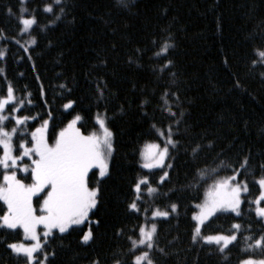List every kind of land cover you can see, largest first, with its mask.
Masks as SVG:
<instances>
[{
  "label": "trees",
  "instance_id": "trees-1",
  "mask_svg": "<svg viewBox=\"0 0 264 264\" xmlns=\"http://www.w3.org/2000/svg\"><path fill=\"white\" fill-rule=\"evenodd\" d=\"M46 4L53 5L52 14L43 11ZM33 14L38 26L30 35L23 33L18 19ZM32 37L36 43L25 47ZM165 46H170L168 53L158 57ZM261 49L264 0H128L126 7L118 0H61L60 5L0 0V50L6 53L0 59V96L8 83L18 97L27 89L34 107L23 114L48 119L50 113V133L76 114L82 117L77 125L82 133H92L98 113L106 114L113 133L109 175L99 181V204L90 214L99 225L86 222L57 232L48 242V251L55 253L50 264H132L129 237L136 238L146 218L151 221L152 210L171 203L177 211L154 221L155 264H240L249 257L264 258L259 249H247L252 241L244 237L264 235V221L247 203L241 217L217 214L202 229L204 234H231L233 224L242 225L238 240L224 253L214 244L194 243L192 216L207 185L198 191L190 187L198 169L216 167L221 160L238 168L248 157V172L238 178L248 180L252 197L258 195L252 181L264 174V65L252 61ZM165 92L175 94L167 99L181 122L174 137L179 144L168 161L173 167L160 184L162 171L142 168L140 151L145 143L159 142L153 124L166 128L172 122L161 99ZM69 100L74 104L65 110ZM30 123L34 128L40 119ZM196 144L203 150L194 155ZM145 175L161 195L153 198L144 190L141 212H130L132 185ZM92 181L95 186L97 177ZM89 226L93 238L84 243ZM16 231L20 235L0 231V264H25L23 256L7 248V243L24 242L22 231Z\"/></svg>",
  "mask_w": 264,
  "mask_h": 264
},
{
  "label": "snow or ice",
  "instance_id": "snow-or-ice-1",
  "mask_svg": "<svg viewBox=\"0 0 264 264\" xmlns=\"http://www.w3.org/2000/svg\"><path fill=\"white\" fill-rule=\"evenodd\" d=\"M24 2L25 0H21V3ZM127 2L128 0H118V3L125 7ZM60 3L61 0H54L55 5ZM60 10L63 11L62 8ZM20 11L26 13L27 9L21 8ZM43 11L52 14L53 5L46 4ZM8 12L12 14V9L9 8ZM18 23L22 25L23 32L29 35L33 26H38L35 14L30 18L21 16ZM28 43L35 44L36 39L32 37ZM169 47H162L156 55L165 57ZM24 50L28 51L27 48ZM254 55L257 59L252 61L253 66L264 65V49L256 50ZM5 56L6 53L0 50V59ZM171 63L169 60L168 65ZM168 65H164V68ZM0 73H3V69H0ZM24 93L18 97L14 86L8 83L5 94L0 96V201L3 202V206H0V231L12 230L16 235H20L16 230L22 229L24 239L30 242L7 243V248L12 253L23 256L25 264H50L49 258L55 253L48 251V242L50 238H55L57 232L64 234L86 222L89 225H99L98 220H91L90 214L94 215V210L99 204V181L109 175L110 158L114 151L113 133L107 126L106 114L100 113L96 115V123L99 125L97 132L87 135L82 133L77 127L82 117L76 114L58 131L52 126L50 133V113L48 119L40 118L38 113L23 114L30 113L34 107L31 92L25 89ZM169 95L175 94L165 92L161 99L164 111L172 118V122L166 128H157L156 124H153L152 128L159 142L145 143L140 151L142 168L162 171L158 182L160 184L169 177L167 169H171L173 165L168 161L172 159L171 153L179 144L174 137L179 133L181 121L169 105ZM73 104L74 101L69 100L63 108L71 109ZM37 119H40V123L33 128L30 121ZM201 150L203 149L200 144L192 148L194 155ZM248 159L244 157L238 168L225 165L221 160L216 167L197 170L190 187H195L197 191L200 186L207 187L203 200L195 205L198 211L192 216L195 221L192 231L194 243L214 244L220 253H224L229 245L238 240V234L243 230L242 225L233 224L234 231L231 234H204L202 229L206 222L217 214L233 213L236 217H241V206L244 203L248 204L250 212H254L258 219L264 221V174L253 178L252 183L258 186V195L254 197L248 180L238 178L242 172H248ZM260 167L264 169V164ZM222 171H230L231 174L221 176ZM92 177H97L95 186ZM144 190L153 198L161 195L158 187L152 186L148 175L138 177L132 185L133 198L128 204L130 212H141ZM144 211L147 212L148 209ZM176 211L175 203L169 204L163 210L157 207L151 212V221L146 218L143 224L137 226L136 238L129 237L132 264H155L152 251L156 246L157 225L154 221L156 218H168ZM41 228L42 232L39 231ZM92 238L93 230L89 226L81 239L87 243ZM244 239L252 241L247 245V249H259L264 253V235L258 238L247 236ZM93 264H99V261H94ZM115 264L121 262L117 260ZM240 264H264V259L249 257L241 260Z\"/></svg>",
  "mask_w": 264,
  "mask_h": 264
},
{
  "label": "rangeland",
  "instance_id": "rangeland-1",
  "mask_svg": "<svg viewBox=\"0 0 264 264\" xmlns=\"http://www.w3.org/2000/svg\"><path fill=\"white\" fill-rule=\"evenodd\" d=\"M22 31H23V30H22ZM23 33H24V32H23ZM29 45H30V44L27 42V43L25 44V47H27V46H29ZM77 125H78V123H77ZM9 127H11V125H9ZM98 130H99V125L97 124V130L94 131V132H97ZM196 211H198V209H196L195 212H196ZM193 221H194V220H193ZM194 224H195V221H194ZM80 226H81V225H80ZM20 230L22 231V229H20ZM87 230H88V229H87ZM87 230H86V231H87ZM39 231L42 232L43 229L41 228V229H39ZM86 231H85V232H86ZM22 234H23V232H22ZM23 238H24V237H23ZM24 242H25V243H29L30 241H27V240L24 239ZM262 259H264V258H262ZM256 260H259V259H256Z\"/></svg>",
  "mask_w": 264,
  "mask_h": 264
}]
</instances>
